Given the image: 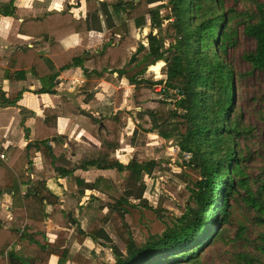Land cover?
Listing matches in <instances>:
<instances>
[{"label":"trees","instance_id":"obj_1","mask_svg":"<svg viewBox=\"0 0 264 264\" xmlns=\"http://www.w3.org/2000/svg\"><path fill=\"white\" fill-rule=\"evenodd\" d=\"M17 3L18 0L0 2V18L15 16ZM254 5L256 13L246 20L239 19L233 9H226L224 0H168L169 22L164 29L161 11L165 5L153 6L149 0L111 3L115 30L127 25L136 36L119 37L115 30L110 31L101 5L99 13L88 18L65 10L20 23L18 34L31 42L12 53L3 71L4 79H32L39 88L30 92L37 95L56 94L60 72L73 68L81 69L90 80L87 86L95 88L97 81L109 74L123 73L142 48L150 50L154 62L165 63V80L156 82L146 77L148 67L128 79L136 91V118L146 124L147 128H142L147 133L166 141L175 140L179 153L188 156L180 166L194 171L197 179L185 171L174 173L164 159H133L127 164L113 159L123 138L124 112L118 110L114 114L111 101L100 109L101 126L92 132L100 144L99 155L71 163L66 157L65 139L58 134L57 110L48 107L42 116H35L18 105L23 91L9 97L0 85V108L19 110L28 141L23 148L4 149L0 144V201L8 200L12 215L23 222L20 227L0 223V264H49L52 256L58 258L57 264H95V259L103 255V244L97 242V237L108 225L126 248V254L114 264H198L200 248L220 237V225L229 221L230 200L239 197L258 212V220L264 226L263 182L255 188L243 166L250 157L243 154L237 140L249 131L243 126L240 113L234 110L235 72L226 61L228 50L237 43V27L243 24L245 35L256 43L255 50L244 58L252 69L264 70V4ZM91 31L105 34L99 49H88L85 38L78 44L70 41ZM167 39L171 42L166 47ZM90 57L92 70L86 68ZM153 85H164L159 92L162 99L154 98ZM63 99L71 111L83 114L66 97ZM115 105L120 108L121 100ZM28 119L33 120L30 127L25 125ZM39 153L48 170L57 173V179L71 177L78 170L117 171L124 174L125 191L121 194L104 177L88 184L73 176L79 200L87 191H97L113 201L102 205V210H107L103 218L91 219L83 229L76 212L68 215L61 208V195L47 181L32 178V166ZM160 173H167L184 185L185 190L180 193L171 189L182 204L172 205L181 214L160 216L164 231L139 246L127 223L126 206L131 204L125 196L130 195L129 188L134 183L147 189L145 178L155 179ZM90 199L98 200L94 196ZM63 215L71 224L60 221ZM50 221H59L64 229L53 242L47 240ZM18 245L32 248L33 257L18 255Z\"/></svg>","mask_w":264,"mask_h":264},{"label":"rangeland","instance_id":"obj_2","mask_svg":"<svg viewBox=\"0 0 264 264\" xmlns=\"http://www.w3.org/2000/svg\"><path fill=\"white\" fill-rule=\"evenodd\" d=\"M117 1L118 0H31L35 12L30 14L33 16L48 13L50 10H70L76 17L88 18L95 13H99L98 9L101 5L106 15L105 19H107L106 27L114 32L117 27H115V24L111 20L113 19V15L109 5ZM167 1L168 0H149L153 6L165 5L161 11V15L164 18V29H166L168 25L169 21L166 20V17L170 13L166 6ZM255 2L264 4V0H224V5L226 9H233L234 13L239 16V19L245 18L246 20H250L249 17L256 13ZM115 31L119 37L125 35L136 36L135 31L127 25L120 26L119 29ZM237 33V43L228 50L226 61L232 65L235 72L236 91L234 110L236 109V111L240 113L243 126L247 127L249 131L247 136L243 135L238 138L237 143L241 151H243V154L250 157L249 162L243 163V166L247 170L249 177L254 181V187L256 188L260 182H263L262 185L264 188V70L259 71L252 69L244 58L247 53H251L255 50L256 43L253 39L245 35L243 24L237 27ZM104 36V33L91 31L87 35L72 38L70 41H72V44H78L81 42L82 38H85V44L88 49H99L104 41ZM170 42L171 40L167 39L166 47ZM164 65L165 63L163 62H154V58L150 55V50L142 48L137 52L134 63L127 66L123 73L117 72L109 74L105 79L97 81L98 83L95 88H89L87 86L90 80L84 74H82V79H84L83 82H77L79 86H76L77 83L68 85L67 83L62 84L60 81L57 88H60L62 91L74 92L75 95L77 93L78 96L76 100L78 101L79 99L81 106L79 109L81 108L86 111L83 112L82 115L87 118L84 120L86 124L83 123L82 126L80 123L72 121L68 131L72 132V136H77L79 134V140H84L86 145H88V143L90 144L86 139L87 137L94 139L99 145V149L93 151L95 153L94 155H89L88 152H85L82 153L81 156L95 157L99 155L100 144L92 136V132L99 130L101 126V124H99L100 109L106 105L108 101H111L109 103H111L114 108V114L117 113L118 110L124 112V122L122 125L123 138L119 149L113 154V159L125 164L133 159H138L139 161L164 159L174 173L185 171V173L191 175L194 180L197 179L194 171L186 168L184 169L180 166L184 160L188 159V156L185 157L179 153L175 140L166 141L158 135L147 133L142 128H147L146 124L136 118V113L138 111L135 106L136 91L135 87L130 85L128 79L142 71L145 67H148L145 74L146 77L152 78L156 82L165 80L166 70L163 68ZM86 66L89 70L94 68L92 57L87 58ZM163 87L164 85L152 86L155 91L154 98L162 99L163 96L160 95L159 92ZM119 100H121L120 108L115 105ZM69 102L72 103L70 100ZM64 103V108L66 109L64 111L65 114L81 115L80 113L71 111L66 101ZM232 115L233 114H231V116ZM62 130H64V128ZM89 146H91V144ZM99 177L110 179L121 194L124 193L125 189H122L124 174L111 171L96 175V172H92L85 174L84 180L92 184ZM145 185L147 189H142L136 183L132 184L129 188L131 192L130 195L125 196L131 204L130 206H126L129 210L127 223L131 226L133 237L139 246L143 245L150 236L161 234L164 231L165 226L160 221V216H179L181 214L180 210L174 205L180 207L182 204L172 193L171 189L175 188L179 193L185 190L184 185L167 173H160L155 179L145 178ZM71 191V193L65 196L64 194L61 195V193H58L61 195L62 200L60 206L68 215L76 212L83 229L88 227L91 219H100L105 216L107 210H102V205L113 203L107 196H102L98 193L94 194L98 199L96 201L89 202L88 198L80 201L75 186L72 187ZM90 194V192L87 193L88 196ZM3 202L0 201V215L5 211ZM84 203L85 205H82ZM172 203H174V205H172ZM230 203L232 208L230 209L231 212L228 223L220 225L219 231L222 232V234L218 239L215 237L200 248L198 252L200 263L198 264H247V262L251 264H264V226L258 220V212L245 205L240 197L236 200L231 199ZM80 208H82V210L84 208L86 209L82 211ZM61 220L66 224L68 223V225L71 224L69 220H67L66 215H63V217L60 218V221ZM50 222L48 223V225H50L48 226V234H52L54 231L61 232L63 230L58 225L60 223L59 221ZM5 225L7 224L5 223ZM13 225L20 227L17 222ZM97 242L103 244V255L95 259V264H114L118 257H122L126 254L124 244L111 225H108L102 230L97 237ZM90 246L93 247V245Z\"/></svg>","mask_w":264,"mask_h":264},{"label":"crops","instance_id":"obj_3","mask_svg":"<svg viewBox=\"0 0 264 264\" xmlns=\"http://www.w3.org/2000/svg\"><path fill=\"white\" fill-rule=\"evenodd\" d=\"M10 1L11 0H0V2H10ZM56 11L57 10H50L49 12H56ZM34 12L35 9L31 4V0H18L15 16L13 17L2 16L0 18V85L3 86L4 91L7 93V96L9 97L23 91L22 99L19 101L18 105L24 107L28 111L33 112L35 116L38 117L42 116L43 111L48 107L56 109L59 116L58 134L65 139L66 157L71 163H78L82 161L84 158H86L81 156L82 153L88 152L89 155L90 154L94 155L95 153L93 151L99 149V145L98 143H96L94 139L90 137H87L86 139L88 140V142H90L91 146H89L90 145L89 143L88 145H86L84 140H79L80 139L79 134L77 136H72L73 135L72 132L68 131V128L71 126L72 121L80 123L83 126V123L86 124L84 120L87 118L83 117L82 116L83 114L72 115L70 113L67 114L64 113V111L66 110L64 108L65 101L63 99L64 97H62L59 93H64L66 91H62L60 88H56L57 89L56 94L37 95L30 92L33 90H37L39 88V83L32 79H28L26 81H20V82H9L4 79L3 71L7 69L8 59L10 58L12 53L15 51H20L24 45H27L28 43L31 42V39L24 38L18 34L20 23L26 19L32 17H41L44 15V14H38L31 16L30 13H34ZM82 74L83 71L79 68H73L65 72L61 71L60 81L62 84L67 83L68 85L77 83L79 81L83 82L84 79H82L83 77ZM76 86H79V84L77 83ZM77 96L78 94L76 93V98ZM72 104L74 107L78 109L79 107H81L79 103V99L78 101L76 100L75 104L73 102ZM81 110L82 112H86L84 109ZM22 119L23 117L19 113V110L17 108H13V107L5 108V109L0 108V144L4 149H8L9 147L23 148L27 145L28 141L25 139L24 129L22 127ZM32 122H33L32 119H28L25 125L27 127H30L32 125ZM63 128L64 130H62ZM43 157L44 156L39 153L36 159L34 160V165L32 166V178L35 181H47L48 185L52 189H54L57 193H61V195L64 194V196L72 192L71 189L72 187H74V184L72 182L73 176L84 179V175L87 173L96 172V175L97 174L99 175V174H105L106 172L107 173L111 172V171H99L96 169H90L89 171L78 170L71 177H67L65 179H57V173L50 172L48 170V167L46 166L47 165L46 161H44L45 158ZM95 157L88 156V158H95ZM86 182L90 184V182L88 181ZM88 192L91 193L89 196L87 195ZM96 193L98 192L87 191L86 196L81 198L80 201H83L84 199L88 198L89 202H92L90 198L91 196L95 197L94 194ZM98 194L102 195L100 193ZM82 205H85V203ZM3 206L5 207L4 208L5 211H3L0 215V222H2L1 224L5 225L6 223L7 225L5 226H11L15 222H17L19 226H22L23 222L20 219L14 217L10 212L9 210L10 204L8 200L3 202ZM85 209L86 208L82 210V208H80V210L82 211H84ZM4 218L5 220L8 221H5ZM78 220L80 221V219ZM48 226L50 225H47V240L49 242H53L64 229L62 228L63 230L61 232L59 231L60 233L54 231L52 234L50 233L48 234ZM74 230L75 229H73L72 232H74ZM89 247L92 248L91 246ZM17 253L21 257L28 258V257H33L34 250L32 248H25L22 245H18ZM57 260L58 258L56 256H52L49 261V264H57ZM67 264H76V263L69 261L67 262Z\"/></svg>","mask_w":264,"mask_h":264},{"label":"water","instance_id":"obj_4","mask_svg":"<svg viewBox=\"0 0 264 264\" xmlns=\"http://www.w3.org/2000/svg\"><path fill=\"white\" fill-rule=\"evenodd\" d=\"M62 97H67L70 99L74 104L76 103V95L74 92L66 91L64 93H59Z\"/></svg>","mask_w":264,"mask_h":264}]
</instances>
